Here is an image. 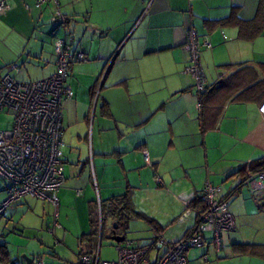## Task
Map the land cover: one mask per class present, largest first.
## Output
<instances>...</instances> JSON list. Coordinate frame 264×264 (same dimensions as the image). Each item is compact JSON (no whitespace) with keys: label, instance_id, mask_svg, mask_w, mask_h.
<instances>
[{"label":"crops","instance_id":"crops-1","mask_svg":"<svg viewBox=\"0 0 264 264\" xmlns=\"http://www.w3.org/2000/svg\"><path fill=\"white\" fill-rule=\"evenodd\" d=\"M6 1L8 8L0 11V77L37 81L54 74L57 37H72L86 58L68 76L75 95L62 110L68 169L58 211L54 206L48 225L39 215L41 198L10 203L0 214V243L9 252L8 258L0 252V264H39V258L44 264H80L81 251L101 258L102 238L107 235L117 245L115 234L128 240L132 222L142 231L130 240L135 245L160 237L176 241L196 226L202 208L197 197L207 182L227 195L236 176L247 174L236 173L240 166L264 156L260 104L226 102L216 125L203 131L196 80L185 72L190 58L185 46L194 29L209 85L238 70L224 68L227 64L246 63L254 77L264 79V23L257 18L262 0H49L40 7L37 0ZM60 14L68 22L53 19ZM68 142L73 149L65 158ZM8 187L0 186V204ZM128 190L134 210L143 215L133 214L126 230H115L114 217H108L104 233L99 223L98 234L82 247V236L92 230L95 194L101 202ZM79 202L87 203L84 216ZM229 210L236 228L222 233L220 250L208 231L206 245L187 252L189 264H264L263 256L235 246L264 245V191L240 188ZM159 252L153 248L149 259Z\"/></svg>","mask_w":264,"mask_h":264},{"label":"built area","instance_id":"built-area-1","mask_svg":"<svg viewBox=\"0 0 264 264\" xmlns=\"http://www.w3.org/2000/svg\"><path fill=\"white\" fill-rule=\"evenodd\" d=\"M49 0H37L36 5ZM57 2V0H54ZM8 8L6 0H0V11ZM62 24L66 15L53 18ZM189 63L185 72L195 80L196 91L209 85L201 63V48L194 29L189 31L186 44ZM57 69L54 74L37 81H22L10 75L0 77V113L13 117L6 130H0V177L9 182L8 198L0 204V214L12 202L24 197L49 200L58 211V192L66 181L64 173V130L62 110L66 100L75 93L68 83V76L75 63L85 60V52L76 46L75 40L57 37L54 42ZM259 110L264 115V100ZM145 160L151 163L145 151ZM158 180L161 181L160 177ZM247 188L250 193L264 191V170L248 176L237 175L234 192ZM80 193V191H78ZM202 208L198 210V222L186 236L168 241L160 237L150 245H135L130 240L119 243L116 260H102L98 253L83 252L80 264H189L187 252L192 247L206 245L205 233L210 231L217 251L222 247V233L236 228L235 218L229 210L232 196L223 194L222 187L207 182L200 193ZM56 225H58L56 223ZM54 232V230H53ZM152 248L160 250L155 260L149 259ZM39 264H44L38 259Z\"/></svg>","mask_w":264,"mask_h":264},{"label":"trees","instance_id":"trees-1","mask_svg":"<svg viewBox=\"0 0 264 264\" xmlns=\"http://www.w3.org/2000/svg\"><path fill=\"white\" fill-rule=\"evenodd\" d=\"M257 18L262 24L264 23V0H262V3L258 10ZM260 31L261 28H258L257 33H260ZM242 36H244L243 33ZM236 67L238 68V70L228 78L223 79V81L219 83L208 85L205 90L196 91L199 96V120L203 131H206L209 127H213L216 125L226 102L255 101L260 104L264 100V79H259V77L256 76L254 77L250 72V66L246 63H240L237 64V66L234 64H227L224 66V68L229 69H233ZM261 170H264V156L257 160L244 163L240 166L239 170L236 173L246 172L247 174L244 176H248ZM235 193L236 192L232 190L228 192V195L233 196L235 195ZM200 197L201 195H199L197 199L201 201ZM96 205L97 204L95 202L90 203V220L92 230L90 233L84 234L82 236L81 246L84 245L82 243L88 240L90 236L92 237L93 235L98 234L99 223L101 225L102 233H104V225L108 217H114L117 225L126 230L128 219L133 214L136 215L137 213L139 216L143 215L134 210L131 200V192L129 190L122 195H116L107 200L101 201L100 217L94 210V207ZM88 243L90 242L88 241L84 246H88ZM235 246L236 249L240 252L260 255L264 257V245L237 243ZM0 252L4 256H6V258H8L9 252L6 243H0ZM82 252L87 251H81V253Z\"/></svg>","mask_w":264,"mask_h":264},{"label":"rangeland","instance_id":"rangeland-1","mask_svg":"<svg viewBox=\"0 0 264 264\" xmlns=\"http://www.w3.org/2000/svg\"><path fill=\"white\" fill-rule=\"evenodd\" d=\"M63 36H65V34ZM261 44H262V47L264 48V34L262 35ZM12 120H13V117L11 115H9V114H7L5 112L0 113V130H2V131L3 130H6L8 128L9 122H11ZM66 140L68 141L67 133H66ZM74 147H78L79 148L78 145H74ZM72 149H73L72 146L68 142V147L65 148V152L67 151V156L65 155V158L66 157H69V154H68L69 153V150H72ZM79 151H82V153H84V149L81 150V147L79 148ZM76 154H78V152H76ZM83 157L84 156H82V158ZM67 164L64 163V173L65 174L67 173V170L66 169H68ZM195 170H197V169H195ZM195 170L192 169V171H195ZM6 185L9 186V182L6 181L4 178L0 177V186L5 187ZM98 195H99L98 193L95 194V199H96L97 204H99V202H100L99 199H98ZM79 197L82 198L83 197V194L81 196H79ZM7 198H8V195H7ZM163 201H165V199ZM40 203H41V205H40L41 206V209H40V213H39L40 218L42 219L43 222L48 223V225H49L50 223L53 222L54 217H55V208H54V205L50 202L49 204H46L45 206H43L42 205L43 204L42 199H41ZM42 207L45 208V211L44 212L42 210ZM86 209H87V203H85V202H79L78 210H79V212L81 214L83 213V216L86 214ZM96 213L100 217V207H99V205L96 208ZM6 217H8V214H7ZM49 218H50V221L47 222V220ZM87 225H88V230H89L90 229L89 217H88V224ZM130 226H131L130 227V230H129L130 232H128V234H127V239L128 240H132L135 237H137V235H140L142 233V231H140L141 228L140 227H137V224L136 223H133L132 222ZM52 227L50 229H48V233L51 236L54 237V235H56V232H53L52 231ZM125 242L126 241H124L123 243H125ZM196 248H201V247H196ZM118 256H119V252H118V249H117V244H115L111 239H109L107 237V235L105 237H103L102 240H101V259L102 260H106V259H115L116 260L118 258ZM42 257L44 258V256H42Z\"/></svg>","mask_w":264,"mask_h":264},{"label":"water","instance_id":"water-1","mask_svg":"<svg viewBox=\"0 0 264 264\" xmlns=\"http://www.w3.org/2000/svg\"><path fill=\"white\" fill-rule=\"evenodd\" d=\"M118 227V225H117V223H115V230H116V228ZM125 236L124 235H114L113 236V239L116 241V242H118V243H120V242H122V241H124L125 240ZM25 258L27 257V256H24ZM27 259V261L29 262V263H31L32 262V260L30 259V258H26Z\"/></svg>","mask_w":264,"mask_h":264}]
</instances>
